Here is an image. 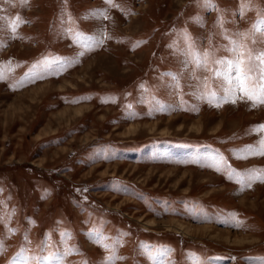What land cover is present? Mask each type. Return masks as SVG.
Here are the masks:
<instances>
[{
    "label": "rangeland",
    "instance_id": "obj_1",
    "mask_svg": "<svg viewBox=\"0 0 264 264\" xmlns=\"http://www.w3.org/2000/svg\"><path fill=\"white\" fill-rule=\"evenodd\" d=\"M211 5L0 0V264H264V183L225 170L264 174L244 151L264 105L210 106L192 72H211L183 55L231 59L225 37L250 33L264 0ZM4 110L19 112L7 126Z\"/></svg>",
    "mask_w": 264,
    "mask_h": 264
},
{
    "label": "snow or ice",
    "instance_id": "obj_2",
    "mask_svg": "<svg viewBox=\"0 0 264 264\" xmlns=\"http://www.w3.org/2000/svg\"><path fill=\"white\" fill-rule=\"evenodd\" d=\"M26 3V0H22ZM110 2V0H106ZM206 6H212L211 0H205ZM214 7V6H213ZM243 14V9L241 15ZM19 23H23L18 17ZM17 22L11 24V30L15 32ZM240 39H232L225 37L229 40L231 47L226 50L230 52L231 59H213L212 64L215 68L210 67L209 58L210 53H197L192 45H189L188 50L183 53L187 57L184 61L185 67L188 64L195 65L196 69L206 70L211 72L210 77L201 78L196 75L195 71L192 72V77L197 80V86L201 89H206L202 91L198 96L199 99L206 101L210 106L220 107L225 103H235L236 99L246 98L248 101L252 102L253 107L264 105V51H254L247 44L243 43V39H247L249 35L253 37L252 43L255 44L256 41L254 37L259 35L264 37V16H262L258 21L252 26L250 33H236L234 34ZM82 40V46L90 47L92 43H101L102 41L90 40L88 37L80 38ZM45 70L48 68L47 62H44ZM37 65H33V69H36ZM171 75V74H169ZM38 77H32L36 79ZM172 80L176 81L175 87H179V82L175 75H171ZM0 79H3V75L0 74ZM215 86L219 92L223 95H218L217 91H213L212 88ZM237 93L241 94L237 97ZM253 131H264V125L257 126ZM249 156H264V139L260 141V147L255 148L250 146L244 150ZM222 163V162H221ZM228 172V178L232 179L233 176L236 178V182L239 183L242 188L250 187V182L259 180L264 183V174L254 175L255 170H249L245 174L234 173L231 169H225ZM217 171H219V165L217 166ZM264 173V170H260ZM11 231V230H10ZM3 251V244L0 243V252ZM71 250H69L70 252ZM65 253L64 255H67ZM43 261L51 262V264H61L63 259L62 255L53 254L51 256L42 257ZM114 260V257H110ZM155 259V258H154ZM17 264H27L26 257H18ZM159 264V261H157Z\"/></svg>",
    "mask_w": 264,
    "mask_h": 264
},
{
    "label": "bare ground",
    "instance_id": "obj_3",
    "mask_svg": "<svg viewBox=\"0 0 264 264\" xmlns=\"http://www.w3.org/2000/svg\"><path fill=\"white\" fill-rule=\"evenodd\" d=\"M178 1H180V0H178ZM130 24L131 25H133L132 24V21L130 22ZM134 55H136V54H134ZM69 87H71V88H75V85H73V87L72 86H69ZM4 112V114H3V116H4V124H3V126H7L11 121L13 122L14 120H15V117H16V114H18L19 112H18V110H4L3 111ZM25 115V114H24ZM20 116V115H19ZM75 120V119H74ZM74 120H72V121H74ZM5 130V129H4ZM42 138V137H41ZM118 165H121V164H118ZM108 166H110V165H108ZM105 167H107V166H105ZM97 168V167H96ZM96 168H94V170L96 169ZM135 168H138V166H134V169ZM203 177H206L207 178V180L209 179H211V180H213V177H212V174H210V173H202L201 174Z\"/></svg>",
    "mask_w": 264,
    "mask_h": 264
}]
</instances>
